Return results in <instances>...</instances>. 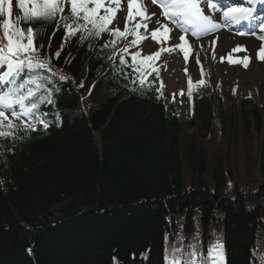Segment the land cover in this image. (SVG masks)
<instances>
[{"label": "trees", "instance_id": "trees-1", "mask_svg": "<svg viewBox=\"0 0 264 264\" xmlns=\"http://www.w3.org/2000/svg\"><path fill=\"white\" fill-rule=\"evenodd\" d=\"M18 26L37 32L52 103L46 129L0 137V264H165L193 244L209 264L215 245L224 264H264V103L231 91L225 113L202 91L179 122L152 75L140 86L128 41Z\"/></svg>", "mask_w": 264, "mask_h": 264}, {"label": "snow or ice", "instance_id": "snow-or-ice-1", "mask_svg": "<svg viewBox=\"0 0 264 264\" xmlns=\"http://www.w3.org/2000/svg\"><path fill=\"white\" fill-rule=\"evenodd\" d=\"M15 2L23 15L18 18L16 23H13L11 20L12 0H0V18H3L0 19V30L3 32V39H0V68L6 67L5 71L0 72V137H12L13 139H15L16 125L13 123L15 120L25 122L26 127L31 130H35V124L32 123L35 120L37 123L43 124L46 129L49 125L43 117L47 114L39 112V108L45 102L52 103L50 90L47 89V95H41L38 100L35 99L37 92L41 89L39 70L47 69L48 65L39 59L40 48L36 44V30L31 27L25 30L23 27H19V24L25 21L51 22L56 20L57 30L63 25L65 38L75 37L77 33H85L80 37L81 40L99 37L102 33L107 32L113 39L104 45L106 48L109 47V43L115 47L120 40L127 41L129 35L135 37L120 50L123 53H127L130 47H136L141 40L145 39L139 35L138 31H130L127 24L123 31L119 28L110 29L109 26L118 19L120 0H110L108 5H105L104 0H15ZM151 2L161 9L159 14L152 13V16L156 17L154 23L157 25L151 29L152 39L157 43L170 39L172 29L168 27V24L163 23L162 19L180 29L182 34L179 36V40L181 43L175 47L183 53L186 62L192 54V46L186 35L189 29H191L192 36L198 38L202 35H209L224 26L240 24L253 18V8L242 5L221 6L216 3V0H151ZM247 2L255 5L264 2V0H247ZM113 3L116 5L115 7L111 6ZM202 5H206L213 13L220 12V18L205 14ZM128 9L129 19L133 18V9H135L136 15L142 19H151L142 10L138 0H128ZM68 12L70 15L67 14ZM58 17L59 19H57ZM141 27L145 31L149 30L148 24H136L137 30ZM257 30L259 32L257 39L264 41V20L253 25L248 32L241 31L238 34L256 35ZM172 50V47L162 49L157 51L154 56H141L140 52L131 54L132 71L141 74L139 81L141 87L144 86L147 75L155 70L151 66L154 57L158 60L161 51ZM246 51L243 46L232 49V53H246ZM59 55L60 53L57 52V58ZM114 55L115 53H113ZM256 55L259 60L264 61V44L257 50ZM221 59L223 60L224 57ZM227 59L229 63H239L245 68L250 62V58L246 54L243 57H234L230 53ZM120 63L126 64L123 55L120 56ZM197 63H199L198 59ZM61 79L65 78L61 77ZM133 82H135V77H133ZM199 83L203 84L204 81L201 80ZM191 88L192 81L189 80V94H191ZM9 112L11 117L7 115ZM178 252L183 253L184 249L173 248L170 256L166 253L165 264H209V260L198 258L194 244L189 246L187 260L178 257ZM208 257L211 264H224L222 246L210 247Z\"/></svg>", "mask_w": 264, "mask_h": 264}, {"label": "rangeland", "instance_id": "rangeland-1", "mask_svg": "<svg viewBox=\"0 0 264 264\" xmlns=\"http://www.w3.org/2000/svg\"><path fill=\"white\" fill-rule=\"evenodd\" d=\"M144 1L147 3L150 2V0H142L144 6L141 1L138 2L141 4L142 10L145 11V14L150 16L151 19H142L140 16L136 15V12L134 11L133 20L139 21V24H148L149 26L148 31H145L143 27H141L139 30L135 28L140 36L145 37V39L141 40V42L135 47V51L140 52L141 56H154L157 51L172 47V51H161L159 59L157 60L154 57L153 61L154 65L159 67L158 82L164 90V99L166 102H168V100H173L175 111L178 114L179 120H182V117L186 112L184 90L186 88V82L188 78H190L193 82H200L203 80V84H206L207 87L218 85L224 98H227V94L230 91L229 89L231 86L236 87L237 91L242 95V97L246 96V94H250L255 105L258 108H261V105L264 103V67L260 68L259 65H254L250 67L249 70H246L243 68H236L238 63H229L210 59L203 65L202 70L191 72L182 80L174 79L172 76L175 74V72L169 57L171 54H173L172 58L183 59L181 56H179L181 54L180 49L175 47L176 45H179V42L177 40L174 42L173 39H169L168 41L161 40L160 43H157L152 39L151 29L157 27L155 23L150 25L152 19L155 18L154 16H151V13H153L154 10L151 9V6L144 3ZM14 2L15 0H12L11 19H13L17 14ZM104 3L105 5H108L110 0H104ZM259 5L262 9H264V3H259ZM111 6L115 7L116 5L113 3ZM202 7H204V9H208L206 5H202ZM128 12V0H120V11L117 13L118 19L114 20L111 26L114 28H119L121 31H123ZM133 20H129L128 24L130 25ZM131 27L133 28V26ZM0 38H2V36H0ZM4 70H6V67L0 68V72H3ZM178 72L179 71L177 70V73ZM258 74H260L262 77L258 76ZM255 76L258 78H254ZM222 105L228 106L227 103ZM193 140L196 141V138ZM259 140H261L260 143L262 142L264 152V136L262 135ZM260 143L259 145L261 146Z\"/></svg>", "mask_w": 264, "mask_h": 264}, {"label": "bare ground", "instance_id": "bare-ground-1", "mask_svg": "<svg viewBox=\"0 0 264 264\" xmlns=\"http://www.w3.org/2000/svg\"><path fill=\"white\" fill-rule=\"evenodd\" d=\"M149 4V3H147ZM153 6L152 4H149ZM154 12L159 14L161 12V9L158 6H153ZM208 15H213L211 13H206ZM152 16V13H151ZM216 17V16H215ZM219 19L220 17H216ZM156 18L152 19V22L150 25L154 24ZM166 23V22H163ZM167 24V23H166ZM168 27L172 29V32L170 34V38H178L182 33L181 30L176 28L171 23L168 24ZM189 42L192 46V54L189 57L188 61L181 60V62L177 59L172 61L173 69L175 70V74L172 76L174 79L182 80L183 77L181 75V71H185L186 68L189 69H198L202 64L204 65L207 61L210 59H215L218 61H227L225 60L228 55L231 53L234 57L239 56L243 57L245 54L250 58V62L247 67L248 70L250 67L255 65V61L259 60L256 56L257 50L260 48L262 44H264L263 41L257 39V34L252 35L248 39H239L234 34L230 32V28L227 26H224L218 30H215L213 33L209 35H202L198 38L191 37L190 30L186 33ZM237 46H243L246 48L245 52H239V53H232V49L236 48ZM224 57L222 60L221 58ZM197 59L199 60V63H197ZM260 68L264 67V61H261ZM180 70V72L177 73V70ZM201 69V67L199 68ZM258 76L262 77L260 74ZM258 78V77H254Z\"/></svg>", "mask_w": 264, "mask_h": 264}]
</instances>
